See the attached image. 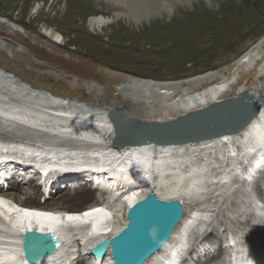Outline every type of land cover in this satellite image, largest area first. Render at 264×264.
<instances>
[{"label":"bare ground","instance_id":"6f19581e","mask_svg":"<svg viewBox=\"0 0 264 264\" xmlns=\"http://www.w3.org/2000/svg\"><path fill=\"white\" fill-rule=\"evenodd\" d=\"M67 1L64 15L75 17ZM190 1L95 0L98 12L90 16L89 26L104 30L124 23L130 40L149 32L152 44L164 43L190 31L192 12L174 14L169 21L160 20L163 12L170 15L176 2ZM4 19L0 13V90L6 93V101H0V185L11 188L0 192V264H32L23 257L21 243L28 229L53 231L63 241L54 255L37 264H112L110 252L97 260L91 249L122 231L128 208L149 193L181 200L185 213L171 239L144 264H181L184 255L189 257L183 264H264V243L253 241L257 236L242 237L243 228L229 221L216 226L217 236L210 232L197 243H187L190 230L213 224L210 217L221 197L242 192L252 198L253 174L264 167V102L259 117L241 134L181 146L113 148L112 125L105 115L112 110L165 121L244 90L264 95L259 81L264 75V36L213 68L154 78L68 48L65 34L53 23L36 33L22 18L16 23L23 29ZM143 20L151 24L145 26ZM134 24L142 25L132 31ZM51 95L70 102L55 107ZM32 181L40 185L45 200L61 188L76 190L86 183L104 190L107 199L80 210L62 209L66 200L60 209L30 206ZM22 184L26 196L18 198L20 191H13ZM256 195L264 203V193ZM251 228L253 234L264 232L256 224ZM220 231L228 238L223 240Z\"/></svg>","mask_w":264,"mask_h":264},{"label":"rangeland","instance_id":"374dc122","mask_svg":"<svg viewBox=\"0 0 264 264\" xmlns=\"http://www.w3.org/2000/svg\"><path fill=\"white\" fill-rule=\"evenodd\" d=\"M68 1L69 9L73 8L75 11V17L64 15L63 8H65L66 0H0V13L5 17L3 21L5 24L18 25L19 28L23 29L22 24L16 23L17 18H22V22L28 24L30 29L36 33H44V24L50 23L51 25L53 23V28L59 29L65 34L66 41L63 44H66L68 48L92 58L104 60L120 70L154 78L179 77L191 72L213 68L264 36V0L176 2L170 11V15L163 12V18L160 20L169 21L174 14L192 12L188 15L190 31L181 34V38H178L179 35H174L166 42L156 44H152L151 35H148L149 32H144L146 34L139 35V38L131 36L132 40L135 41L130 40L129 36L125 34L130 30H127L124 23L122 25L121 23L110 25L104 30L94 29L89 26V20L90 16L98 12L95 0ZM39 7H41L42 14L41 12L38 13ZM195 10L199 12L195 13ZM71 18L75 21L73 19L70 21ZM158 20L151 19V22ZM59 24L61 25L59 26ZM73 24H76L80 29H77ZM142 24L149 26L151 23L143 20ZM142 24L131 25L130 29L137 31ZM123 34L125 37L122 36ZM130 43L136 44V48L129 47ZM259 81L264 86V75L260 76ZM261 168H259V172L255 171L256 169L253 170L255 174H253L252 183L249 185L252 198L249 200L248 197L241 196L242 192L236 195L233 193L232 197L230 195L221 197L219 203L216 201L219 207H215L216 210L214 209L213 215L210 217L214 221L213 224L208 223L204 227L196 226L190 230L187 233V243L191 242V245L197 243L210 232L216 235L219 233L216 226H220L222 221L230 222L234 226L243 225L245 228L256 224L264 230V203L256 195V192L259 191L261 195L264 193V167ZM30 184L29 191L32 192L29 193L33 195L28 199L30 206L41 205L48 209H57L58 206L60 207V203L66 200L65 208L62 209L80 210L107 199L106 193L101 188L86 183V185H76V190L61 188L53 193L52 197L42 201L39 198L42 194L40 193V186L36 185L34 181ZM261 185H263L262 189ZM23 186L22 184L21 189H14L13 191H20L18 198L24 197L23 195L26 194ZM241 190L243 191V189ZM238 201L246 206L239 207ZM228 254L230 253L228 252ZM185 257L184 255L179 263L183 264Z\"/></svg>","mask_w":264,"mask_h":264},{"label":"water","instance_id":"95a60500","mask_svg":"<svg viewBox=\"0 0 264 264\" xmlns=\"http://www.w3.org/2000/svg\"><path fill=\"white\" fill-rule=\"evenodd\" d=\"M263 102L264 95L244 90L165 121L112 110L105 115L112 125L113 148L181 146L241 134L259 117ZM184 213L181 200H162L156 193H149L128 208L126 227L103 239L91 253L99 260L110 252L112 264H144L171 239ZM62 245L53 231L28 229L22 235L24 256L32 264L54 255Z\"/></svg>","mask_w":264,"mask_h":264}]
</instances>
